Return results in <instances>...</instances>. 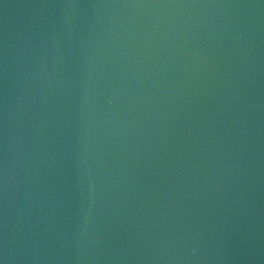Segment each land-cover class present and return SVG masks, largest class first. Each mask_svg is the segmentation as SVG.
Instances as JSON below:
<instances>
[{
	"label": "water",
	"instance_id": "obj_1",
	"mask_svg": "<svg viewBox=\"0 0 264 264\" xmlns=\"http://www.w3.org/2000/svg\"><path fill=\"white\" fill-rule=\"evenodd\" d=\"M0 264H264V0H0Z\"/></svg>",
	"mask_w": 264,
	"mask_h": 264
}]
</instances>
